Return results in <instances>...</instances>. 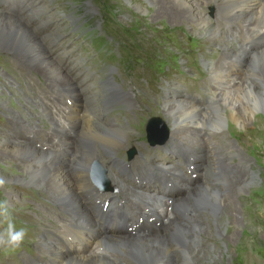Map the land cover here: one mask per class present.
<instances>
[{"label":"rangeland","instance_id":"obj_1","mask_svg":"<svg viewBox=\"0 0 264 264\" xmlns=\"http://www.w3.org/2000/svg\"><path fill=\"white\" fill-rule=\"evenodd\" d=\"M10 1L16 4L23 12L30 9L31 15H34L36 12L42 11V9L45 10L46 8H48L49 13L45 12L37 17L35 16L34 22L30 24L32 28H36V33L38 34V36H44L56 31L54 25L47 23L52 17L51 14H55L60 20H62V22H59L62 32L58 33L59 39L55 41V46H60L61 41H66L67 45L73 44L74 48H78L79 53L74 57L72 54H68L64 56L62 60H60L57 59L53 53H50L52 50V44L49 39L46 41L43 40L42 44L48 49V54L50 55L53 63H58V66H62L61 68H63L64 73L71 80L74 79L76 83H79L78 80H80L85 75L91 77L90 73L84 68L80 61L81 56H84L88 59V62L91 65H86L89 68H91L95 63H99V58H102L98 56L92 46L88 45V39H83L78 35H81L82 37L90 36V38L106 39L113 46L114 57L118 62L114 67L117 75L114 86L118 91L120 90V94H125L131 97L133 104L135 103V107L140 106L142 108L140 109L139 107L137 110H135L133 106L131 107V105L127 106L126 104H122L119 106L122 110H124L122 111V115L123 112H128L130 114V121L123 125H127V127L129 126L128 129L130 130L129 133L131 134V137H128L126 139L123 148H118L117 150L136 147L140 150V153L143 152L142 154H145L143 155L145 158H148L149 156L154 161H157L158 159H167L170 161V163H174L172 161L173 158L182 156L183 152H187V159L191 157L189 156V154L191 155L193 152L199 155L208 154L210 159L215 158V160L216 152H226V154L221 157L222 160L220 159L218 162H220L221 164L225 163L226 166L235 167V171L232 173V170H230V168L227 167L228 169H225L226 166L223 167V171L226 172V174H229L226 175L225 173L220 172L223 174L224 182L226 181L227 188L224 192V182H218V186L215 187V190H217L218 188V190L223 193L222 196H226L227 194L231 196V198L233 199L232 202L234 203L233 208L237 207L239 209L238 211L241 217L244 218V221L242 220L241 224L235 227L233 225H230V222L228 221L227 216L230 213L228 209H220L218 211L217 217L221 220H217L216 218L214 219V214L212 215L211 211L208 212V209L205 210L200 207V209H198L200 210V212L197 213L196 216L188 214L190 215L192 220V222L190 221L191 224L188 225L189 227H191L195 224H199L205 229V233L210 236L214 235V227L217 228L222 223L223 227L221 226V229L219 231L221 236L219 235L220 237H216L217 241H221V243L216 242L214 238L205 237L207 235L202 236L197 234L196 232H194L193 234L197 238V241H199V253H201L202 255H209L210 252L219 253L215 256L211 255L212 261L210 259H207V261L205 260L203 262L204 264H264V113H255L254 117L256 119L253 122L254 124L248 125V128H244L241 125L235 123L227 124L226 128L223 129L224 131L218 134L220 135L221 141L217 139L218 135H216L215 138H213L211 135H207L206 142L197 141V143L195 139H191L193 135H191L190 132H194L191 130H182L181 135L175 137L173 135V130L175 129L174 123L166 117V114L163 110L166 103L165 100L179 102L184 101L185 103H189L187 102L189 100L180 98V91L182 87L177 85V80L183 79L182 73L186 75L188 72V74L190 75L200 76L201 84L203 87L202 94L205 95L206 98H209L214 91L213 89L215 88V75L211 74V67L220 66V64L224 60V54L230 57H232L233 55L232 59H234V65L238 64L239 60L237 59V55L239 52H242V50H240L242 41H237L235 39V36L238 34L239 30L236 27V30H233V26L228 24H232V22L225 21L227 17L225 16V11L221 10L218 13V7L216 5H211L209 8L202 9L201 14H206L204 12H207V17H209L210 21H212L213 23V29L218 26V21L216 18L218 17L219 24H224L223 26L220 25V28L222 27L221 31H223L224 37H227V34H225V32H229L230 35L234 36H228L231 43V47L229 50H223L222 48H225L223 44L215 47L211 44L212 42L206 41V38L210 35H207L205 37L199 36L197 34V31L199 30L198 25L192 24L190 26L173 21L170 19V15H167L166 13L163 14L162 11H158V8H154V6L149 4L147 0ZM39 2L41 5H44L46 7L39 5ZM0 9L6 12L4 5H0ZM8 15L12 17L19 16L18 13H10ZM46 15L49 16L46 19V22L43 23V19ZM243 33L248 34V31L245 32V30H243ZM236 38L240 39L238 36ZM82 45L86 46L82 48ZM261 47L262 46L256 44L254 49L259 50ZM246 48L248 49V51L251 50L248 53H251L252 50H254L252 46L244 47V49L247 51ZM217 50H220L222 52V56L221 54H217ZM62 52L66 53V51L61 50L58 54H62ZM70 53H75V51H71ZM7 58L9 59L10 57L0 54V96L4 101L7 102V106L5 105V108H2V102H0L1 147L5 146V143L11 141L10 139H6L5 137L8 133H12L8 129L9 127H14L16 124L14 128L19 127L29 129L30 125L35 124L37 128H40L39 120H41L38 115H33L34 109H31L33 101L36 102V99H32L31 94L39 91V85L36 82L32 81L30 78L32 69L26 64L21 63V61L17 59V61L20 62H17L16 70H14L13 66L3 62V60ZM54 59L56 60V62ZM119 62L121 64H119ZM247 65H249V63H242L238 67L236 66V68L238 69H236L234 72L229 71L226 73V75H229V77H231V80L237 76L245 75L244 71H246V69L248 68ZM7 67H9L10 70H13L15 75H20V77L22 78L21 85L13 84V79L10 77L13 75L8 71ZM224 67L225 69L229 68L228 64L225 63ZM33 70L36 69L34 68ZM37 71L38 72H35L40 74V71ZM7 73L10 74V76ZM6 74L10 79L9 81H6L5 79ZM40 75L51 87H61V85L63 84L61 83L63 82V80L61 79L57 80L59 84L55 82H53L55 83L53 84L52 81H49L47 79L52 78V76L47 75L46 78L45 75ZM263 76L264 75L262 74V77ZM228 83L229 79L226 80L225 85H228ZM126 84L129 85L132 90L126 88ZM81 85L85 87L84 84ZM230 86H232L231 89H234L233 82ZM103 88H105L106 90L104 94H102L100 90H98L93 94L89 92L88 95L94 97L96 96V94L100 93L101 96H104L109 91L106 86ZM123 88L125 89V91L121 90ZM95 99L98 98L95 97ZM17 100L19 101L18 103H16ZM117 101L120 100L118 99L114 102ZM211 104L213 105L214 103L211 102ZM195 105L198 107H204L198 104ZM35 108V111H39L38 106H35ZM41 114L43 115L42 112ZM44 116L45 115H43V117ZM123 116L125 117V115ZM156 119L164 123L163 125L166 130L163 128H159V133L154 134L151 137L148 129L151 127L153 120ZM193 130L201 131L203 130V128L197 129L196 127ZM200 131L198 132L200 133V137L202 138V133H206L207 130H203L202 133ZM152 132L153 127H151V133ZM224 132L230 135L232 140H230ZM208 133H215V130H209ZM72 137H75V135H73ZM180 137H182L181 140ZM225 142H230L231 146H223L222 149L221 145H223ZM26 144L29 145V143L27 142L21 143L20 145ZM146 144H149L150 146L155 145L158 147L146 150L143 148L146 146ZM205 146L207 148H205ZM36 149L40 151L41 148ZM207 150H209L210 152ZM211 151L212 154L210 155ZM41 152L46 153L47 151L41 149ZM108 153L109 151L105 153V156ZM3 154L5 155V153L1 152L0 150V155ZM227 155L229 159L227 158ZM99 159L102 160L103 158ZM99 159L97 160L101 161ZM104 160L107 161L108 157L106 156ZM205 163L206 161L204 159V163H202L201 165ZM158 164H160V162H152L151 164H149L148 171H151L153 167L156 168ZM53 167L55 168L56 165L51 166V168ZM103 168L106 169V167ZM82 169H72V171L74 173L75 170L78 171ZM251 169L254 170L253 172L255 173L256 181L255 183L246 186V178L250 175ZM19 171H24L22 165L16 168H10V170H8V176H16ZM148 171H143L141 172V174L145 175L148 173ZM115 174L120 179L122 178L116 172ZM155 174L158 177L161 176V172L158 169L155 170ZM0 176L5 177V166L2 165L1 161ZM208 178L209 177L207 176V180ZM231 181L233 182V184ZM242 185L246 187H243ZM194 190L192 192H194ZM136 191L146 194V196L148 197H152V193L147 189H139ZM192 192L190 194H192ZM32 193H35L32 187L22 188L16 185H10L8 184V182H6L3 188H0V199H6L7 201H9L12 210L14 212H18L20 216L25 220H35L36 218L44 219L47 217L60 219V217L55 215L51 207H53L54 209L55 207L58 209H62L63 206H61L60 204H55L54 198L52 199L49 194L42 193L41 191H36L35 197H28V195ZM106 193L109 195L108 192ZM37 197H41V200L37 199ZM64 207H66L68 210L70 209L67 206ZM25 216H30L31 219H26ZM91 217L93 219L92 215ZM197 217L200 220L204 217V220L200 221ZM165 230L166 228L162 232H164ZM156 235L158 236L160 234ZM226 240L228 241L227 243L225 242ZM89 250L91 253L93 252L92 248H90ZM106 250L108 255L110 253H114L113 255L119 258V254L110 249ZM222 253L224 254L222 255V257H220L219 255ZM64 254L68 255L67 253ZM85 254L87 253L77 255ZM121 259H123V261H127L125 257Z\"/></svg>","mask_w":264,"mask_h":264},{"label":"bare ground","instance_id":"obj_2","mask_svg":"<svg viewBox=\"0 0 264 264\" xmlns=\"http://www.w3.org/2000/svg\"><path fill=\"white\" fill-rule=\"evenodd\" d=\"M147 1L149 4L154 6V8H158V11H162L163 14L166 13L167 15H170V19L173 21L190 26L192 24L198 25L199 30L197 31V34L199 36L205 37L210 35L206 38V41L212 42L211 44L215 47L223 44L225 48L222 49L229 50L231 43L228 36H234L230 35L229 32L224 31L225 34H227V37H224L223 31H221L222 27L220 28V25L223 26L224 24H219L218 17H216L218 26L213 29V23L210 21V18L207 17V12H204L206 14H201L202 9L209 8L211 5H216L219 9L217 10L218 13L221 10L225 11V16L227 17L224 19L226 22H232V29L236 30L237 28L239 30L238 34L235 36V39L237 41H242L240 48L242 52L238 53L237 59L241 60L242 63H249V65H247L248 68L246 71H244L245 75L237 76L235 77L236 80L235 78L231 80V77L226 75V73L229 71L234 72L238 68H236L233 63V55L230 57L223 53L225 57L223 58L224 60L220 66L211 67L210 70L211 74L215 75V88L213 89L214 91L212 93V97L210 98L212 101H210L209 105L207 104L204 107H198L194 104L192 105L191 103H185L184 101L179 102L165 100L166 103L163 110L166 114V117L174 123L175 129L173 130V135L175 137L180 136L182 130H191L194 131L190 132L191 135H193L191 139L193 138L196 142H200L201 140H204L203 135L205 132H203V130H207L206 133H208L209 130L223 131V129L226 128L227 124L229 123L239 124L244 128H248V125L254 124L253 122L256 119L254 114L258 112L264 113V76L262 77V74L264 75V0ZM45 12L49 13L48 8L45 10L42 9V11L31 15V11L28 9L22 12L19 16L12 17L4 12V10L0 9V54L20 60L21 63L26 64L32 70L34 68L36 69L34 70L36 72L39 70L40 74L43 76L45 75V77L47 75L52 76V78L46 77L49 81H52V83H58L57 80L59 79L63 80V82H61L63 83L61 87L64 86L68 92L74 94L77 99L81 101L82 98L90 96L88 95L89 92L84 93L88 88L76 83L74 79L71 80L64 73L63 68H61L62 66H58V63L54 64L50 58V55L48 54V49L42 44L43 40L46 41L49 39L52 44V50L50 53L54 52L56 47L55 41L59 39L58 33L62 32V29L59 25V22H62V20H60L55 14H51L52 17L47 23L54 25L56 31L44 36H38L36 33V28H32V26H30V24L34 22L35 16L37 17ZM243 30H245V32L248 31V34H244ZM237 36L240 39L236 38ZM256 44L262 47L259 50H255L254 47ZM246 46H252L254 50H252L251 53H248L251 50L248 51L246 48V51L244 49ZM224 63L229 64V68L225 69ZM5 79L6 81L10 80L7 74L5 75ZM227 79H229V83L228 85H225ZM232 82L234 83V89H231L232 86H230ZM106 88L109 92L112 90L115 92L110 95L105 94L104 96H101V94L98 93L96 96H94V98L97 97V100L99 101H103L105 99H114V101H116L119 99L127 106H133L135 110L140 107H135V103L133 104L132 98L128 95L120 94V90L118 91L114 84L107 85ZM126 88L131 89L127 84ZM121 90L125 91L124 88ZM114 101L110 102L109 104L113 103ZM0 102H2V108H5V105L7 106V102L4 101L1 96ZM211 102L214 104L212 105ZM42 109L44 113L51 120H53V115L47 109ZM140 109L142 108L140 107ZM67 121L71 126L76 128V132L74 133L75 137H72L71 134H69L68 138L64 142L67 151H55L48 154L41 152V149L39 151L38 149L31 146V144L20 145V143L16 145L8 141H6L8 143L4 142L5 146H0V150L1 152H4L5 155H0V161L2 165L5 166V177L0 176V178H3L10 185H16L22 188L32 187L34 192L41 191L42 193L49 194L52 199H55V204L67 206L70 209H76L78 212L86 214L87 209L85 207V203L78 192L79 189L84 190V184L80 185V179L75 176L72 169L87 168L86 175L89 178L88 170L90 165L99 158H103L102 160H104V158H106L105 153L107 151L114 152L118 148H123L126 139L128 137L130 138L131 134L129 133V126L127 127V125H118L115 127L111 124L104 123L100 119H90L81 122L77 116H69L67 117ZM196 127L197 129L203 128V130H193ZM198 131L201 133L203 132L202 138L200 137L201 135ZM181 139L182 137H180V140ZM205 148L207 147L205 146ZM211 154L212 151L210 155ZM201 157L206 161V163L203 165L197 164L196 161L191 162L188 160L191 165H195L196 169H199L200 181L197 186L194 188L183 187L181 189L182 194L178 193L172 196V204H168L169 202L161 204L162 206L166 205L168 208H172V213H174L175 216L171 218L170 215L172 213L167 212L166 210H160L155 213L159 217H164L168 220V223L165 226L166 230L164 232L162 231L165 228L159 233H146L144 232V229H142L138 238L131 237L122 231L123 226L117 223L113 215L103 213L101 210L99 214L100 221H97L96 218L91 214L93 216L92 219L90 215L91 225L94 228H97L99 231L98 236L94 237L81 232L76 233L75 237L65 234L64 236L67 239V251H54L55 253H58L54 259L55 263L204 264L203 262L205 260L207 261V259H212L211 255H218V252H210L209 255H202L199 253V241H197V238L193 234L196 232L202 236L207 235L205 233V229L199 224L189 227L188 224H191L192 220H190L191 222H185L182 218L177 216L178 213H187L191 214L192 216H196V214L200 212L198 209L202 207L205 210L208 209V212L211 211L212 215L214 214V219L216 218L217 220H221L217 217V214L220 209L225 208L230 211L227 216L230 225L236 227L241 224L242 220L244 221V218L241 217L238 211L239 209L237 207L233 208L234 203L232 202L233 199L231 196L228 194L226 196H222L223 193H221L218 188L215 190L216 179H213V176L220 172L226 174V172L223 171V167H225L226 164L216 162L215 158L210 159L208 154H202ZM220 159L222 160V158ZM20 165H22L24 168L23 172L19 171L16 176H8V170H10V168H16ZM54 165H56V167L51 168V166ZM227 167L232 170V173L235 171V167L226 166L225 169ZM253 171L254 170L251 169L250 175L246 178V186H249L256 181L255 173ZM148 175L149 176L146 179V185L142 184L139 189H145L148 185L154 183V176L150 174ZM207 176L209 177L208 180ZM219 182H224V180H220ZM99 184L104 186V181L101 180ZM223 185L225 192L227 188L226 181L223 183ZM125 188L126 186L123 185L122 189ZM193 190L194 192H192ZM129 191L137 193L139 196H141V198H146L149 201H155L154 198L148 197L146 194L132 190L131 186H129ZM106 192H108L109 195L107 193L105 194L110 197L111 191ZM191 192L192 194H190ZM198 220L200 219L198 218ZM202 220H204V217L200 221ZM221 226L222 223L219 227H214V235H207L205 237L214 238L216 242L221 243V241H217L216 239V237L220 235L219 231ZM127 227H129V225H127ZM156 234L160 235L157 236ZM70 237H72V240L69 239ZM225 242L227 243L228 241L226 240ZM90 248L93 250L92 253L89 250ZM106 249H110L119 254V258L113 255L114 253L111 254L110 252H108L110 254L107 256ZM64 253H67L68 255H75L68 256ZM84 253L87 254L77 255ZM223 254L224 253L220 254L219 256L222 257ZM123 257H125L127 261H123V259H121ZM25 262L27 263V261Z\"/></svg>","mask_w":264,"mask_h":264},{"label":"clouds","instance_id":"obj_3","mask_svg":"<svg viewBox=\"0 0 264 264\" xmlns=\"http://www.w3.org/2000/svg\"><path fill=\"white\" fill-rule=\"evenodd\" d=\"M6 181L0 178V188H3ZM0 223L4 225L0 230V250L5 253L19 249L28 237L26 226L17 224L13 215L11 204L6 199H0Z\"/></svg>","mask_w":264,"mask_h":264},{"label":"water","instance_id":"obj_4","mask_svg":"<svg viewBox=\"0 0 264 264\" xmlns=\"http://www.w3.org/2000/svg\"><path fill=\"white\" fill-rule=\"evenodd\" d=\"M151 144H153V143H151Z\"/></svg>","mask_w":264,"mask_h":264}]
</instances>
